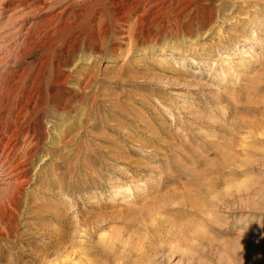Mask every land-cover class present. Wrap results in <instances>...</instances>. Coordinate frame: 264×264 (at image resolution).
Segmentation results:
<instances>
[{
  "label": "rangeland",
  "instance_id": "obj_1",
  "mask_svg": "<svg viewBox=\"0 0 264 264\" xmlns=\"http://www.w3.org/2000/svg\"><path fill=\"white\" fill-rule=\"evenodd\" d=\"M0 130V264H264V0H0Z\"/></svg>",
  "mask_w": 264,
  "mask_h": 264
},
{
  "label": "bare ground",
  "instance_id": "obj_2",
  "mask_svg": "<svg viewBox=\"0 0 264 264\" xmlns=\"http://www.w3.org/2000/svg\"><path fill=\"white\" fill-rule=\"evenodd\" d=\"M137 1V0H136ZM140 0H138V2H139ZM116 4V3H115ZM131 4V3H130ZM42 5V4H41ZM50 5V4H49ZM128 5V4H127ZM16 6V5H15ZM37 6V5H36ZM113 6V5H112ZM111 6V7H112ZM24 7V6H23ZM34 7V6H33ZM40 7V6H39ZM128 7H130V6H128ZM132 7H134V9L136 8V10L138 9V7L140 8V6H139V4L138 3H134V6H133V4H132ZM131 8V7H130ZM29 9V8H28ZM24 10V9H23ZM39 11V10H38ZM147 11V10H146ZM64 12L65 11H59L58 13H54V15H49L48 17H46V18H44V19H41V20H39V22L37 23V24H40V26H39V32L40 31H46V26L44 25L46 22L48 23V21H50V23L52 22L53 23V21L57 18L58 20H60L61 18H62V16L64 15ZM65 13H67L66 15L67 16H64V17H66L65 18V22H63L62 24H59V22L56 24L57 25V29L55 30V32L53 33V34H57L58 35V33L59 32H62V30L63 29H65L66 27H68V26H70L71 24L70 23H76V21L78 20V17H79V14L78 15H74L73 13H68L67 11L65 12ZM75 16V17H74ZM77 16V17H76ZM138 16V15H137ZM140 16H141V14H140ZM71 17H73L72 19H71V21H70V19L69 18H71ZM56 21V20H55ZM54 21V24L56 23ZM37 22V21H36ZM49 23V24H50ZM50 26V25H49ZM48 26V27H49ZM53 26V25H52ZM51 26V27H52ZM78 26V25H77ZM54 27H55V25H54ZM137 28V27H136ZM31 29V28H30ZM67 29V28H66ZM64 31V30H63ZM38 32V31H37ZM38 32V33H39ZM36 33V32H35ZM48 33V32H47ZM68 36V35H67ZM57 37V36H56ZM56 41V40H55ZM66 41V40H65ZM17 44V43H16ZM73 44H75V43H73ZM73 46H75V45H73ZM70 48H72V47H70ZM69 48V49H70ZM69 49L66 51V55H65V59H67V58H69L68 56H69ZM90 49V48H89ZM72 53V52H71ZM70 53V54H71ZM64 81V80H63ZM66 82L64 81V82H61L60 83V85H64ZM58 85H59V83H58ZM58 87V86H57ZM61 87V86H60ZM62 89V88H61ZM62 92V91H61ZM34 95H35V91L33 92H28L27 93V95H26V101L25 102H23L22 103V105H20V110L17 112V114H16V120H17V117H19V115L21 114V112L23 111V109L24 108H28V107H30L31 105H30V103H32L33 102V104H32V108L34 109L35 107H36V104H37V101H38V99H39V96H40V92L38 91L37 92V94H36V97H34ZM68 100V99H67ZM21 102V101H20ZM17 103V102H16ZM30 105V106H29ZM11 107V106H10ZM14 107V106H13ZM32 109V110H33ZM26 110H28V109H26ZM25 110V111H26ZM34 111V110H33ZM2 116V115H1ZM7 116H8V114H7ZM22 116V115H21ZM17 123V122H16ZM5 125V124H4ZM29 126V125H28ZM16 127V126H15ZM19 127V126H18ZM17 127V128H18ZM22 127V126H21ZM260 127V126H259ZM32 128V127H31ZM21 129V128H20ZM19 129V130H20ZM34 129V128H33ZM47 130V129H46ZM41 131V130H40ZM39 131V133H42V131L40 132ZM0 132H1V130H0ZM4 132V131H3ZM12 132V131H11ZM28 132H30V130L28 131ZM28 132L26 131V139L27 138H29V136H30V138H31V140L33 141V140H35V139H39V138H37V135H38V131H36V130H33V132H31L30 134H28ZM13 137H14V135H13ZM12 137V138H13ZM36 141V140H35ZM38 142V141H37ZM17 145V144H16ZM36 146V145H35ZM32 147V146H31ZM14 148V145L13 144H9V142H7V141H5V139H3V134H1L0 135V171H1V173H0V180H1V182H4V183H14L15 181H17L16 179H18V177L19 178H22V180L23 181H26V179H25V177H26V175H27V173H28V171H27V168L29 167V163L31 162H28L27 161V159L25 160L24 159V161L23 162H18L17 164H11V163H9V160H8V158H9V154H8V152H11V150ZM35 148V147H34ZM34 148H33V150H34ZM38 148V147H37ZM8 149V150H7ZM14 150H15V148H14ZM32 151V150H31ZM14 153V152H13ZM31 153V152H30ZM34 153H36L35 151L32 153L33 154V156H34ZM20 154V153H19ZM12 156V155H11ZM31 157V156H30ZM32 158V157H31ZM12 161V160H11ZM16 163V162H15ZM31 164V163H30ZM28 166V167H27ZM4 172H6V175H5V177H3V171ZM14 180V182H12ZM19 182H21V181H19ZM18 186V185H17ZM209 189H211L210 187H208ZM208 189V190H209ZM198 190V189H197ZM213 191V190H212ZM191 203V202H190ZM200 203V202H199ZM193 204H195V202H193ZM197 204V203H196ZM205 206V205H204ZM61 239V238H60Z\"/></svg>",
  "mask_w": 264,
  "mask_h": 264
}]
</instances>
